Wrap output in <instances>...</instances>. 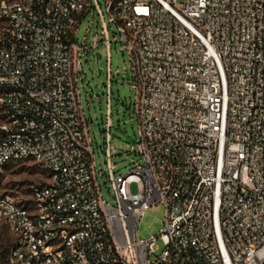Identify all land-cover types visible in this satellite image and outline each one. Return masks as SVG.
Listing matches in <instances>:
<instances>
[{"label":"built area","instance_id":"2783aa9c","mask_svg":"<svg viewBox=\"0 0 264 264\" xmlns=\"http://www.w3.org/2000/svg\"><path fill=\"white\" fill-rule=\"evenodd\" d=\"M105 3L0 2V177L28 161L47 172L32 209L0 195L15 237L7 264H264V0ZM93 8L102 40L87 45L89 29L80 45ZM113 42L131 63L141 162L115 176L109 94L116 205L102 195L79 83L81 53L106 44L110 87ZM158 204L161 232L140 239Z\"/></svg>","mask_w":264,"mask_h":264},{"label":"rangeland","instance_id":"374dc122","mask_svg":"<svg viewBox=\"0 0 264 264\" xmlns=\"http://www.w3.org/2000/svg\"><path fill=\"white\" fill-rule=\"evenodd\" d=\"M3 0H0V2ZM103 9L106 8L105 0H99ZM95 6V4H94ZM87 45L93 43L94 37L99 35L102 40V25L100 17L93 8L83 19L77 31L76 41L83 45L87 31ZM111 36L117 33L116 26L110 24ZM122 42H113L111 51V71L113 82L109 87L108 79V50L106 44H101L93 49L89 55L81 53L83 73L79 75L80 91L87 118L90 121V133L95 151V163L97 166L98 181L104 199L112 205H116L112 185L109 179V158L106 156L107 148L104 144V136L107 134L106 120L110 112L113 127L111 129L112 142L110 162L115 165V176L124 175L136 167L140 158L131 154L132 147L137 142L140 126L137 120L131 122V103L134 101L135 92L131 89V63L127 53L122 52ZM96 52L101 53L98 65ZM99 68L103 70L99 75ZM127 69V72H125ZM119 71L120 76H116ZM110 88V92H109ZM91 118L93 122H91ZM103 172V176L100 174ZM47 180V172L36 162H20L9 164L0 177V195H9L16 199L21 205L32 209L31 188L35 184L44 183ZM133 193L138 192L137 185L131 187ZM166 209L163 204H158L147 211L138 228L139 238L148 240L158 235L165 221ZM15 243V237L6 225L0 224V264H7V258ZM159 255L164 250L161 240L158 241ZM6 256V257H5ZM156 260V256L152 257Z\"/></svg>","mask_w":264,"mask_h":264},{"label":"water","instance_id":"95a60500","mask_svg":"<svg viewBox=\"0 0 264 264\" xmlns=\"http://www.w3.org/2000/svg\"><path fill=\"white\" fill-rule=\"evenodd\" d=\"M100 58H101V57H100V53L97 52V53H96V59H97V63H98V65H99V63H100ZM102 73H103V70L99 68V75H102Z\"/></svg>","mask_w":264,"mask_h":264},{"label":"trees","instance_id":"16d2710c","mask_svg":"<svg viewBox=\"0 0 264 264\" xmlns=\"http://www.w3.org/2000/svg\"><path fill=\"white\" fill-rule=\"evenodd\" d=\"M6 257V256H5Z\"/></svg>","mask_w":264,"mask_h":264}]
</instances>
